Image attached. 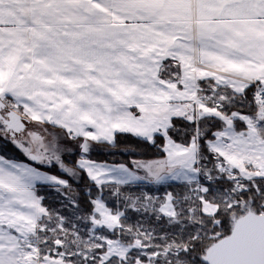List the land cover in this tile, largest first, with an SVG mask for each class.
Segmentation results:
<instances>
[{
	"label": "snow or ice",
	"instance_id": "6c2138e0",
	"mask_svg": "<svg viewBox=\"0 0 264 264\" xmlns=\"http://www.w3.org/2000/svg\"><path fill=\"white\" fill-rule=\"evenodd\" d=\"M0 264H264V0H0Z\"/></svg>",
	"mask_w": 264,
	"mask_h": 264
},
{
	"label": "trees",
	"instance_id": "16d2710c",
	"mask_svg": "<svg viewBox=\"0 0 264 264\" xmlns=\"http://www.w3.org/2000/svg\"><path fill=\"white\" fill-rule=\"evenodd\" d=\"M125 147H127L128 149L135 151L137 153L144 151L143 148H137L136 147L135 141L133 138H122V143L120 145V149L114 150V151H120V150L124 149ZM148 155H151V152H149ZM92 158L96 159L98 161L127 162L132 157L127 155V154H124V155L118 154V155L113 156V155L108 154V151H103V152H94L92 154ZM137 158H139V157H137Z\"/></svg>",
	"mask_w": 264,
	"mask_h": 264
},
{
	"label": "rangeland",
	"instance_id": "374dc122",
	"mask_svg": "<svg viewBox=\"0 0 264 264\" xmlns=\"http://www.w3.org/2000/svg\"><path fill=\"white\" fill-rule=\"evenodd\" d=\"M9 157L20 159L23 162H27L25 158H23L17 151L12 150L7 153Z\"/></svg>",
	"mask_w": 264,
	"mask_h": 264
}]
</instances>
